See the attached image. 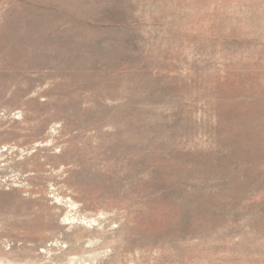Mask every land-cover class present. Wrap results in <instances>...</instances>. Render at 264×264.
<instances>
[{
  "label": "rangeland",
  "instance_id": "rangeland-1",
  "mask_svg": "<svg viewBox=\"0 0 264 264\" xmlns=\"http://www.w3.org/2000/svg\"><path fill=\"white\" fill-rule=\"evenodd\" d=\"M0 264H264V0H0Z\"/></svg>",
  "mask_w": 264,
  "mask_h": 264
}]
</instances>
